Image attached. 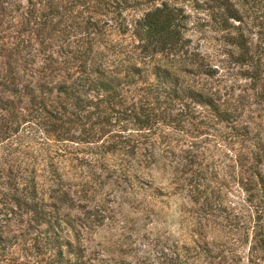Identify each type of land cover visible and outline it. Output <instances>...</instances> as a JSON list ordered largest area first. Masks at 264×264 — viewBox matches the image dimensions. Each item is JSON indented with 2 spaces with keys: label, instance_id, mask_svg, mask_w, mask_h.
Returning a JSON list of instances; mask_svg holds the SVG:
<instances>
[{
  "label": "rangeland",
  "instance_id": "obj_1",
  "mask_svg": "<svg viewBox=\"0 0 264 264\" xmlns=\"http://www.w3.org/2000/svg\"><path fill=\"white\" fill-rule=\"evenodd\" d=\"M67 1L70 3L71 0H60L63 15ZM147 1L143 0V3ZM164 1L153 0L143 8L127 10L124 13L127 23ZM167 1L181 8L186 17L187 48L198 64L187 65V72L192 74L179 71L180 68L171 69L161 55L149 65L168 66L172 79L176 76L181 83L194 85L207 94H216L220 98L216 105L231 114L232 120L223 122L208 106L192 101L181 104L180 99L177 100L172 105L174 117L167 120L171 122L169 126L160 125L157 135L148 139L145 146L151 155L143 159L145 166L141 170L147 180L143 191L139 188L142 181L131 179L128 183L122 174L118 177L107 172L102 162L97 163L86 153H80L89 147L69 142L56 146H63L64 158L55 164H60V168L69 173L67 176L73 178L63 182V188L69 194L63 215H70L75 221L86 213L82 209L93 210L99 203L106 208L105 215L110 218L97 226L95 233L85 235L78 245L71 230L63 234L84 251L83 258L67 255L68 264H166L176 258L168 249H172L173 244L182 247L184 242L190 251H183V262L192 259V264H264V0H230L241 18V21H231L230 34L218 24L225 19L226 13L217 2ZM17 3L23 11L15 15L16 19L0 15V38L8 46L19 36L14 35L18 27L11 24L21 21L20 15L28 8L27 0H17ZM96 6L97 3L91 1L82 7H69V10L74 18L81 14L80 22L92 18L108 21V15L94 12ZM58 28L61 30V26ZM53 33L55 35L47 41L48 54L57 56L66 50H78L80 46L83 51L90 49L94 54L103 53L108 59L106 69L110 74L118 73L121 78L134 63L130 52L137 40L131 32L124 35L118 28H107L106 35H86L84 29L72 30L71 35H58L59 31ZM21 37L29 39L37 48V35L28 32ZM241 44L244 49L240 48ZM199 65L211 76L201 75L203 70ZM27 80L32 87L36 82L37 86L40 83L39 77ZM136 81L138 83L121 89L122 105L117 109L135 110V104L146 97H143L144 91L157 82L151 71L143 78L137 77ZM155 98L152 95L149 101L154 103ZM23 100L22 104L16 103L20 118L10 121L0 111L1 125L8 126L10 137L0 145V167L5 172L11 168H26L39 156L37 149L40 148L32 149L33 143H27L30 140L26 139L29 133L41 137L36 127L38 120L29 115L32 109L28 104L29 97ZM190 104L192 111L186 106ZM185 110L197 119L191 123L176 122L175 116ZM121 123L113 122L112 133L134 131L135 127L130 123L123 120ZM80 132V128L70 127L72 137H79ZM134 144L133 140L128 145L133 147ZM43 155H47L45 149ZM126 155L109 153L105 159L108 166L123 168L127 163L122 159L131 161ZM82 190L88 192L81 193ZM71 203L74 207L69 208ZM8 229L15 234L24 228L11 224L5 230ZM197 232L201 233L198 238ZM145 235L158 241L148 242ZM193 240L199 241V245ZM145 244L150 246L145 247ZM9 251L14 253L17 264L34 261L27 258L20 247ZM0 264H4L1 259ZM41 264L52 263L45 258Z\"/></svg>",
  "mask_w": 264,
  "mask_h": 264
},
{
  "label": "trees",
  "instance_id": "obj_2",
  "mask_svg": "<svg viewBox=\"0 0 264 264\" xmlns=\"http://www.w3.org/2000/svg\"><path fill=\"white\" fill-rule=\"evenodd\" d=\"M27 1V11L20 15L22 22L16 20L17 24H11L12 27H18L14 35L19 36L14 38L10 46L0 38V93L3 94L0 96V111L5 113V117L10 121L20 118L16 113V103L22 104L23 99L29 97L28 104L32 106L29 115L38 120L36 127L37 132H41V137L29 133L26 139L30 140L27 143H33L30 145L32 149H40H37L39 156L35 158L36 162L27 164L26 168H11L5 172L3 167H0V204L3 208L0 211V259L4 264H17L14 253L9 250L20 247V251L28 255L27 258L34 259L32 263L26 262L27 264H41L45 258L51 260L52 264H68L70 260L67 255L83 258L84 251L77 245L83 242L85 235L95 233L96 227L102 226L105 220L110 218L105 215L106 208H102L99 203L93 210L82 209L86 213L75 221L70 215H63V207L68 205L69 199L63 182L73 178L67 176L69 173L64 172L60 164H55L59 163L60 158H64L63 146H56L69 142L89 147L80 153H86L97 163L102 162L107 172L111 171L118 177L122 174L128 183L131 179L139 183L142 181L139 188L143 191L144 182L147 180L141 168L145 166L143 159L151 155L145 146L148 139L157 135L160 125L169 126L171 122L167 120L174 117L172 105L177 100L180 99L181 104L192 101L208 106L223 122H229L232 117L216 105L220 100L216 94H207L196 89L194 85L181 83V79L176 76L172 79L168 66L176 70L180 68L179 71L188 73L187 65L194 66L198 63L187 48L188 41L184 35L186 17L182 9L172 5L170 1L165 0L160 5L148 8L142 17L132 23H127L124 13L134 8H143L153 0L146 3H143V0H71L66 3L68 6L64 8L65 15L60 11V0ZM91 1L97 3L94 12L108 15V21L102 22L92 18L84 23V20H79L82 18L81 14L75 18L71 16L70 8L82 7ZM211 1L217 2L218 7L226 13L225 19L218 24L224 32L228 31L230 34L233 28L231 21H241L238 11L230 0ZM22 11L17 0H0L1 17L16 19L15 15L21 14ZM60 26L61 30L58 28ZM107 28H118L124 35L131 32L137 40L130 52L134 63L122 78L118 73H109L106 69L108 59L103 53L94 54L90 49L83 51L81 46L78 50H66L57 56L47 53V41L52 39L51 35H55L53 32H61L58 35H71L72 30L84 29L86 35L93 36L106 35ZM28 32L37 35V48L29 39L21 37ZM240 48L245 47L241 44ZM157 55L163 56V61L169 65L150 66ZM199 67L203 70L202 65ZM149 71L157 82L144 91L143 97H146L135 104L137 108L117 109L122 105L121 89L138 83L136 78H143ZM200 74L211 76L204 70ZM29 77H39L38 86L37 82L34 87L27 84ZM152 95L156 96L154 103L149 101ZM186 106L192 111L191 104ZM175 117L178 123H191L197 119L186 110L179 112ZM122 120L133 125L134 131L122 130L112 133L110 129L113 122L118 121L121 125ZM7 127H3L0 121V145L10 139ZM70 127L80 128V136L72 137ZM104 138L110 141H105ZM133 140L135 144L130 147L128 144ZM43 149L47 151V155L42 156ZM117 152L123 155L128 153L126 156L131 159H122L127 163L123 168L108 166L109 163L105 159L107 154ZM72 161L69 162L72 164ZM84 191L88 192L82 190L81 193H85ZM12 205L15 207L12 208ZM69 205V208L74 207L72 203ZM11 224L21 225L24 229L15 234L10 229L6 231ZM69 230L74 233L76 246L63 236ZM199 235L201 236V233L197 232V238ZM144 238L148 242L157 240L148 235ZM193 243L199 245L197 240H193ZM186 247L188 246L185 242L182 247L173 244L172 249L168 250L176 258L170 259L166 264H192V259L184 262L182 260L183 251H190Z\"/></svg>",
  "mask_w": 264,
  "mask_h": 264
}]
</instances>
